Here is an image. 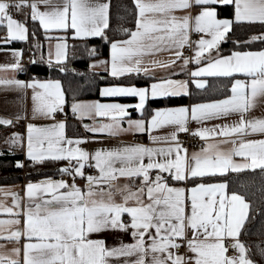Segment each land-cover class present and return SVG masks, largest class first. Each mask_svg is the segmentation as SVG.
Wrapping results in <instances>:
<instances>
[{
	"label": "snow or ice",
	"instance_id": "snow-or-ice-1",
	"mask_svg": "<svg viewBox=\"0 0 264 264\" xmlns=\"http://www.w3.org/2000/svg\"><path fill=\"white\" fill-rule=\"evenodd\" d=\"M135 5V29L121 28L129 33L127 39L110 41V74L121 77L126 73L149 74L150 67H165L174 64L182 56L181 49L189 43V30L211 35L201 37L195 43L198 50L192 59L199 62L202 53L216 48L230 30L232 19L217 18V8L210 5L234 4L236 22H261L264 24V0H133ZM44 4L45 9L38 6ZM28 5L33 21L48 30H71L75 38L109 37L104 30L109 27V2L105 0H0V24L7 26V39L25 40L24 23L9 14L10 7L19 10ZM199 8L195 14H174V10ZM251 41H264V33L253 35ZM172 49H177L171 52ZM66 38L57 37L53 59L62 62L66 58ZM161 51H170L173 59L167 61L145 57ZM94 53V48L92 50ZM14 62L0 63V71H23L22 53L13 49ZM96 61L95 63H102ZM184 64L189 62L187 57ZM64 71L63 68L60 69ZM224 74L244 73L248 80L237 79L232 84V95L226 99L191 105V108L169 107L154 110L147 121L128 120V129L121 127L126 109H143L145 100L152 97L179 95L186 91V82L171 79L155 80L146 87L112 85L100 90L102 96L132 95L138 97L134 105L120 103L74 102V114L86 116L95 111L97 116L112 117L109 123L84 127L93 133L117 135L122 131L148 133L153 146L143 143L124 144L111 148L88 150L74 146L86 140L67 138L65 122L58 121L47 126L28 123L26 156L33 162L45 158L66 159L69 164L59 170L72 177V181L44 178L29 181L24 186V201L10 190L3 191L11 196L14 207L0 202V213L15 218L0 219V239L15 241L16 244L0 251V264H111V258H124L121 264H255L246 255L247 249L239 236L246 221L255 219L250 213V202L245 195L232 191L226 194L227 181L218 183H195L192 187L174 186L180 182L204 178L207 174H225L229 170L239 172L260 169L264 172V138L246 139L247 133L264 134V112L250 115V110L264 103V49L259 51H233L227 56H217L200 73ZM196 83L203 87L204 82ZM0 86L5 89L23 90L31 88L32 115L51 117L57 109L62 110L64 94L59 81L15 77H0ZM42 91H37V89ZM238 114L232 123L197 127L193 135L205 142L198 151L190 155L182 149L178 133L189 132L188 120L196 122L214 117ZM17 120L21 118L17 113ZM12 119L0 116V125L10 126ZM170 126L173 131L153 135L154 129ZM220 137V139H209ZM160 141L170 143L158 144ZM239 141V142H238ZM22 136L13 132L5 143L16 145ZM158 145V146H156ZM231 145V147H222ZM174 155V158H173ZM234 157L242 158L240 161ZM147 158V163H145ZM75 160V164L72 161ZM94 161L95 174L84 172V167ZM18 167L23 166L16 161ZM157 170L155 178L150 175ZM170 174L174 184L168 183L161 173ZM84 178V184L75 182V177ZM119 177L131 183L119 182ZM139 178V185L135 180ZM119 198V199H118ZM131 202V203H130ZM15 208V211H14ZM126 213L129 221L122 219ZM22 216V221L20 217ZM22 223V227H20ZM131 229L132 243L121 242L119 246L107 247L103 239L89 238L102 230ZM154 229V232H153ZM191 232V238L188 232ZM264 231V222L261 223ZM23 239L22 249L19 242ZM226 239L230 244L226 246ZM186 241L192 255L173 252ZM0 245V248H3ZM228 247L235 254L227 255ZM264 251V249H262ZM135 257V259H130Z\"/></svg>",
	"mask_w": 264,
	"mask_h": 264
},
{
	"label": "trees",
	"instance_id": "trees-1",
	"mask_svg": "<svg viewBox=\"0 0 264 264\" xmlns=\"http://www.w3.org/2000/svg\"><path fill=\"white\" fill-rule=\"evenodd\" d=\"M109 27L104 30L109 37L105 41L101 37H86L83 39L71 38L69 31L62 32L68 40L69 52L63 62H46L40 59L25 65L19 76L23 78H53L60 81L64 92L66 131L68 134L80 129L84 120L70 117L71 105L82 99H100V88L109 84H124L147 86L157 79L154 74L126 73L121 77H112L107 70H95L90 66L92 59L108 60L111 40H123L130 35L120 31L121 28L135 29V5L133 0H109ZM217 14L233 20L230 30L226 33L217 48L218 53L231 51L259 50L264 47V41H251L250 37L264 33V24L261 22H236L234 20L233 5H217ZM31 36L36 35L43 42V31L32 20H26ZM4 27L0 25V39ZM22 45L20 41H11L8 46ZM25 46V45H24ZM94 48V53L92 52ZM27 48H25L26 50ZM32 49V48H31ZM33 51V50H32ZM43 53V48H40ZM34 55V52H33ZM63 68L64 71L60 69ZM238 74L228 76H206L203 87L191 85L188 94L168 95L166 97H148L140 116L146 121L154 108L169 105H179L192 102L208 101L223 98L230 94L231 86ZM122 101H132L133 98H118ZM20 129L17 126L8 130H0V142L4 141L8 132ZM21 130V129H20ZM21 161V167L16 165ZM65 160L44 159L33 162L26 159L22 147L18 144L0 150V184H7L33 179L58 177L64 174L59 169L65 166ZM155 172V171H154ZM212 181H227V191H237L250 202V213L255 219L246 221L239 239L245 243L248 258L255 264H264V231L261 223L264 222V172L258 169H246L239 172L229 171L220 175H206L204 178L189 179L188 185L208 183ZM171 183L174 184L172 180ZM181 183V182H180Z\"/></svg>",
	"mask_w": 264,
	"mask_h": 264
},
{
	"label": "crops",
	"instance_id": "crops-1",
	"mask_svg": "<svg viewBox=\"0 0 264 264\" xmlns=\"http://www.w3.org/2000/svg\"><path fill=\"white\" fill-rule=\"evenodd\" d=\"M15 2H18V0H15ZM60 2H61V0H52V3H60ZM105 2H109V0H105ZM232 5L234 7V4H232ZM38 6L40 7L41 10L45 9L44 4H39ZM210 6L216 7L217 5H210ZM12 9L17 12L16 16H13V18L25 24L26 29H27V32H26L27 38L23 41L18 40V39H7L6 23L0 24L4 27V32L2 33V39H0V63L14 62L12 50L13 49H19V50H21V53L23 54L25 51V48H27V47L32 48V50L34 52V55L31 59V62H35V61H38L40 59H43L46 62H49V53L50 52L54 53V46L57 42V37H64L61 34H62V32H65V30H48V31L44 30L40 26L38 20L33 21L31 19V15H30L31 9L28 5L22 6L19 10L15 9L13 7H10L9 11ZM198 11H199L198 7L192 6L188 9L174 10V14L177 16H182L185 13L195 14ZM217 18L223 19V18H227V17H221L217 14ZM27 19L35 22L37 24V26L43 31V37H44L43 42L40 41L36 35L31 36L30 28H29L28 24L26 23ZM228 19H230V18H228ZM67 31H69L71 38H75V37H73L71 30H67ZM195 33H197V31H195L193 29L189 30V43L184 45L181 49H178L179 51L182 52V56L179 59H175L174 64H169V65H166L165 67H150L149 66V74L156 75L157 76L156 80L171 79V80L185 81L186 82V91H183L180 94H188L190 92L191 85L199 86L196 83L197 80L203 81L204 82L203 86H204L206 83V80H205L206 76L224 75V74H220V73L209 74L207 72L200 73L199 75H194L193 73L197 68L204 67L205 65L210 63L211 59H214L217 56H227L233 52V51H231L228 53H218L217 48L221 42L220 41L218 43V45L216 46V48L210 49L206 53H202L201 57L199 58V62H197V60L192 59V57L195 56L196 50H198V45L195 42L198 41L201 37H204L205 39H211V35L207 34V33L199 32L201 35L198 38H195L194 37ZM84 38H86V37H84ZM75 39H83V38H75ZM15 40L22 42V45L8 46L9 42L15 41ZM66 43H67V51H66V58H67L68 52H69V43H68L67 39H66ZM40 48H43V53L40 52ZM262 49H264V47ZM259 50H261V49H259ZM259 50H244V51H259ZM175 51H177V49L171 50V52H175ZM185 57H187L189 59V62L187 64H184V62H183ZM66 58H65V60H66ZM173 58L174 57L171 56L170 51H161V52L155 53L154 55H149V56L145 57L146 60L157 59V60H162V61H167V60L173 59ZM51 62H57V61L55 59H53ZM21 64L23 65V68H25V64L22 62V58H21ZM92 68L95 70H107L110 73V51H109L108 60L107 61L103 60L102 66H94ZM19 73H20V71L15 72V73H13L11 71L6 72V73L3 71H0V77H5V76L9 77V78L15 77L17 79L24 80V81L34 79V78H29V79L23 78V77L19 76ZM232 74L240 75V77H237L234 79L233 83L237 79H240V80H248L249 79V77H247V75L244 73H232ZM232 74H230V75H232ZM224 76H228V75H224ZM35 79L59 81V80L53 79V78H45V79L35 78ZM154 81H152V82H154ZM152 82H150V84ZM150 84L147 86H150ZM112 85L132 86V85H124V84H109V85L101 86L100 90L104 87H109ZM136 87H146V86H136ZM60 88H61V91L63 92L61 83H60ZM231 88H232V86H231ZM32 91L33 90L31 88L19 90V89H13V88L5 89L3 86H0V116L12 119V121H13V123L10 126L0 125V130H8L14 126H17V128L21 129V130L20 129H17V130L13 129L12 131L8 132L4 138V141L9 137V135L11 133H13V132L20 133L22 136V142L20 143V146L22 147V151H23L26 159L31 160L30 158H28L26 156V151H27V128H26V126L28 123H33V124H36L38 126H47V125H52V124L57 123L58 121L63 120L65 122V129H64L65 137L72 138V139L86 137L87 139L84 140L83 143H81L80 145H74V146L82 147V148L88 150L89 152L95 150L96 148H102V147L111 148V147H116V146H122L124 144H133V143H143V144H146L149 146H153V142L149 140L147 132L139 133V132H133V131H122L119 134L114 135V136L109 135L107 133H93L89 129H86L84 127V125L87 124V125L91 126V125L95 124L96 126H99L100 123H109L111 121L112 117H110V116H108V117L97 116L95 111H92L90 114H88L86 116H80L79 114L73 113L72 107H71L72 112L70 114V117H75L76 119L84 120V121L82 122L80 129H78L77 131L75 130L74 133H72V134H68L66 131V120L63 118L65 115V113H64L65 112V100H64V104L61 106L62 110H60V109L56 110L62 114V115H60L61 117L54 118L52 116L51 117H45V116H39V115L33 116L32 115V107H33ZM37 91H42V90L38 88ZM63 94H64V92H63ZM230 95H232V92H230V94H228L227 96H225L223 98H218V99H213V100H208V101L179 104V105L161 106V107L154 108V110L160 109V108L181 107V106H185V107H188L190 109L191 105H193V104L209 103V102L216 101V100H222V99H226ZM148 97H152V96L149 94ZM118 98H133V100L132 101H122V100H119ZM147 98H146V100H147ZM146 100H145V102H146ZM93 101H99L100 103H120V104L134 105V104L138 103V97H135L132 95L102 96L101 92H100V99H82V100H77L75 102L88 103V102H93ZM154 110L152 111L151 115L148 117L147 120H149L151 118V116L154 115ZM262 112H264V103L258 104L256 107L251 109L249 114L253 115V116H259L262 114ZM17 113H19L21 116V118L19 120H17L15 118ZM126 113H127V115L121 120V127L123 129L129 128V125H128L129 119H131V120H144L140 116V114L142 113V109L138 110L134 107H129L126 109ZM238 119H239L238 114H229L228 116L214 117L212 119L204 120V121H201L199 123L189 119L188 123H187V127L189 128L190 131L178 133V139L180 141V135H182V134L193 135L191 133V130L195 129L197 127H211L213 125H223L224 123L230 124V123H232V121H235ZM171 131H173L172 127L163 126L160 129H154L152 134L153 135H163V134L171 132ZM134 136H143L144 142H140L138 140H135ZM194 136H196L200 139V142L198 144H191V145L189 144L188 146H186V145L181 143L182 149H187V153L189 155L193 151H198L201 147H203L204 142H205L201 137H199L197 135H194ZM244 138H246V139H261V138H264V134L247 133V134H245ZM209 139L210 140L211 139H220V137H210ZM170 142L171 141H160V142H158V144H165V143H170ZM18 145H19V143H18ZM1 146H2V144H0V150L6 148L4 146H2V147ZM156 146H158V145H156ZM222 147H231V145H224ZM173 158H174V155H173ZM45 159H51V158H45ZM234 159H236L237 161H240L242 158L234 157ZM61 160H65V163H66L65 166L69 164L68 160H66V159H61ZM72 163L75 164V160H73ZM90 163L94 165V161H90L89 164ZM145 163H147V158H145ZM86 165L84 167V172L86 174H88L86 172ZM156 171L157 170H152L150 173V175L152 176L153 179L155 178ZM229 171H231V170H229ZM65 175L70 177L69 182H71L72 177L68 174H65ZM161 175L170 176V174L167 172L161 173ZM207 175H213V174H207ZM215 175H220V174H215ZM42 179H44V178H42ZM42 179H33V180H27V181H19V182L7 183V184H0V190H10V191L16 192L18 194V196L20 197L21 208H22L23 207V201L25 199V197H24V186L29 181L37 182V181H40ZM51 179L59 180V179H64V178L62 176H58V177H51ZM118 179H119V182L121 184L126 183V182L127 183L132 182L131 180H128V179L123 178V177H119ZM135 181H140V179L137 178ZM167 181H168V183L173 184L168 179H167ZM75 182L79 185H83L85 181H84V178H82L80 176H76ZM218 182H221V181H212V182H208V183H218ZM136 185H139V184H136ZM174 186L192 187L193 185H188L185 181V182H181L179 184H175ZM225 192H226V194H230V192H228L227 189H225ZM11 200H12L11 196L5 197L3 195V191H0V202H3L5 206L14 207L11 203ZM14 211H15V208H14ZM10 218H15V217L11 216L8 213H0V219H10ZM20 219L22 221V216L20 217ZM122 219L125 222L129 221V217L126 213H122ZM20 227H22V223H21ZM153 232H154V229H153ZM188 237L191 238V232L190 231L188 232ZM89 238H91V239H103L105 241V245L107 247L119 246V244L121 242H123V243H132L133 242L130 228L127 231L113 230V229L102 230L99 233L90 234ZM230 242H231L230 240L226 239V241H225L226 246H228L230 244ZM15 244H16L15 241L0 239V245L4 246L3 248H0V251H6L7 249L13 247ZM22 245H23V239L19 242V246L21 247V249H22ZM181 245L184 246V251L182 252L183 254L192 255V253L186 247V241L181 242ZM228 249H231L233 251L232 254H230V255L235 254V249H232L231 247H228ZM172 251L174 252V249H172ZM123 259L124 258H122V257L121 258H111V264H121ZM130 259H135V257H130ZM20 260H21V264H22V260H23L22 251L20 254ZM191 264H194V262H191Z\"/></svg>",
	"mask_w": 264,
	"mask_h": 264
},
{
	"label": "built area",
	"instance_id": "built-area-1",
	"mask_svg": "<svg viewBox=\"0 0 264 264\" xmlns=\"http://www.w3.org/2000/svg\"><path fill=\"white\" fill-rule=\"evenodd\" d=\"M9 14L13 17V16H16L17 12L15 10H10L9 11ZM201 34L199 32L195 33L194 34V37L195 38H198ZM33 57V51L31 48L27 47V49L24 51V53L22 54V62L25 64V65H28L30 62H31V59ZM60 115H62L59 111H56L52 117L54 118H59L61 117ZM64 119H66L65 115L63 117ZM134 139L135 140H138L140 142H144V137L143 136H134ZM180 142L186 146H188L189 144H198L200 142V139L194 135H186V134H182L180 135ZM96 169L95 167L93 166V164H87L86 165V172L87 173H93L95 174L96 173ZM66 181H70V177L65 175V174H62L61 175ZM184 251V246L181 245V247H179L178 249H174V252H178V253H182ZM232 250L231 249H228V252L226 253L227 255H230L232 254Z\"/></svg>",
	"mask_w": 264,
	"mask_h": 264
},
{
	"label": "rangeland",
	"instance_id": "rangeland-1",
	"mask_svg": "<svg viewBox=\"0 0 264 264\" xmlns=\"http://www.w3.org/2000/svg\"><path fill=\"white\" fill-rule=\"evenodd\" d=\"M96 61H103V60L102 59H97V58L96 59H92V61L90 63V66L91 67H94V66H102V63H95ZM0 144H2V146H4V147H8L9 146V144L5 143V141L0 142ZM19 145H20V143H19ZM164 177L166 179H168L169 181L171 180V177L170 176H164ZM139 183H140V181H135V184H139Z\"/></svg>",
	"mask_w": 264,
	"mask_h": 264
}]
</instances>
